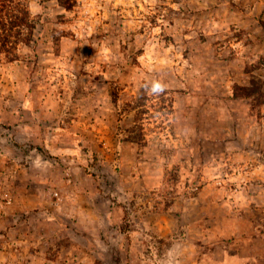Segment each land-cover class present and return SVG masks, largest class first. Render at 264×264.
Segmentation results:
<instances>
[{
    "label": "rangeland",
    "instance_id": "374dc122",
    "mask_svg": "<svg viewBox=\"0 0 264 264\" xmlns=\"http://www.w3.org/2000/svg\"><path fill=\"white\" fill-rule=\"evenodd\" d=\"M0 3V264H264V0Z\"/></svg>",
    "mask_w": 264,
    "mask_h": 264
},
{
    "label": "clouds",
    "instance_id": "9594fccd",
    "mask_svg": "<svg viewBox=\"0 0 264 264\" xmlns=\"http://www.w3.org/2000/svg\"><path fill=\"white\" fill-rule=\"evenodd\" d=\"M154 90H162V88L159 85H154Z\"/></svg>",
    "mask_w": 264,
    "mask_h": 264
},
{
    "label": "trees",
    "instance_id": "16d2710c",
    "mask_svg": "<svg viewBox=\"0 0 264 264\" xmlns=\"http://www.w3.org/2000/svg\"><path fill=\"white\" fill-rule=\"evenodd\" d=\"M0 6H5V7H6V4H2V3H0ZM1 9L3 10V7H2ZM5 12H6V10H5ZM2 45H4L3 42H2Z\"/></svg>",
    "mask_w": 264,
    "mask_h": 264
}]
</instances>
